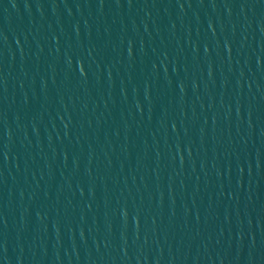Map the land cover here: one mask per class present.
Wrapping results in <instances>:
<instances>
[{
	"label": "water",
	"instance_id": "95a60500",
	"mask_svg": "<svg viewBox=\"0 0 264 264\" xmlns=\"http://www.w3.org/2000/svg\"><path fill=\"white\" fill-rule=\"evenodd\" d=\"M0 264H264V0H0Z\"/></svg>",
	"mask_w": 264,
	"mask_h": 264
}]
</instances>
